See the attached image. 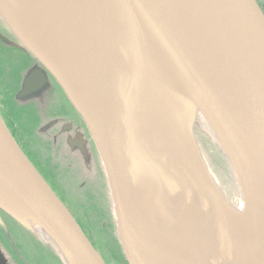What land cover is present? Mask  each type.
Masks as SVG:
<instances>
[{
  "label": "water",
  "instance_id": "95a60500",
  "mask_svg": "<svg viewBox=\"0 0 264 264\" xmlns=\"http://www.w3.org/2000/svg\"><path fill=\"white\" fill-rule=\"evenodd\" d=\"M29 1L0 0V22L16 43L2 34L0 41L36 60L85 123L126 263L218 264L197 241L193 224L211 229L244 264H264V15L256 1L70 0L64 35L62 7L39 0L42 29L60 38V49L53 39V46L40 39ZM160 72L178 86L182 101L170 99L173 90L163 86ZM45 84L42 72L32 70L17 98L31 97ZM197 115L235 178L240 212L205 169ZM257 194L263 227L248 252L229 224L254 221ZM144 200L153 211H171L175 223L154 218ZM4 203L23 220L30 216L73 264H105L0 117V211L45 241ZM203 214L206 226L197 221Z\"/></svg>",
  "mask_w": 264,
  "mask_h": 264
},
{
  "label": "flooded vegetation",
  "instance_id": "af4514ba",
  "mask_svg": "<svg viewBox=\"0 0 264 264\" xmlns=\"http://www.w3.org/2000/svg\"><path fill=\"white\" fill-rule=\"evenodd\" d=\"M255 1L264 15V0ZM0 34L16 43L1 22ZM0 49L12 50V56L9 59L6 58L10 70L17 69V73L19 70L23 71L19 76L15 74V80L11 78L16 83L13 90L16 86H20L22 76H27L32 70H40L46 78L44 87L31 97L20 101H16L14 96L11 98L10 103L18 107V112L12 113L14 120L11 121L12 116L9 113L8 116L6 115L8 121L1 113L0 116L24 154L66 206L64 196L68 192L66 189L68 182L62 171L73 167L72 159L87 168L94 164L101 166L94 142L85 123L61 88L36 60L28 53L1 41ZM3 69L6 71L5 68ZM25 70L27 72L23 75ZM61 156L63 158L59 159ZM83 231L86 233L85 229ZM93 244L100 252V248L94 242ZM100 255L105 260V256L102 253ZM0 264H6V262L0 261Z\"/></svg>",
  "mask_w": 264,
  "mask_h": 264
},
{
  "label": "rangeland",
  "instance_id": "374dc122",
  "mask_svg": "<svg viewBox=\"0 0 264 264\" xmlns=\"http://www.w3.org/2000/svg\"><path fill=\"white\" fill-rule=\"evenodd\" d=\"M11 51L12 50L10 49H0V69L5 68L7 73V76L5 75L7 77L6 82H8L10 88L13 89L15 83V74L19 76V74H22L23 71L21 72V70H19L17 73V69H9L10 65L8 64V61L6 62V58L9 59L12 56ZM11 78H13L14 80ZM1 89L2 87H0V91ZM15 89H17V86L15 87ZM5 98L7 97L3 98L0 93V99L2 100ZM11 105L12 104L9 101H0V113L4 116V118H6V121H8L6 116L7 112L11 116L13 111L15 113L16 111L18 112V110L13 107V105L11 108ZM8 107H10V112ZM195 126L198 128V130L196 129V137L198 145L200 147L202 160L204 161L205 169L208 171L216 188L228 201L230 206L233 207L237 212H240L242 209V197L230 168L225 165H217L216 159H213L207 146L205 147L201 143V137L204 136L201 131L207 135H210V133L204 126L203 121L201 120L199 115L196 116ZM62 158L63 156H61V158L59 159ZM72 160L73 162L71 161V163H73V167L70 169H66L67 171H62L68 182L66 188L68 192L67 195L64 196V202L67 208L71 210V213L77 219L79 224L82 225V227H84L85 229H87L84 222L86 215L83 214V211H85L86 208L87 210H89L87 212V218L91 219L94 225L95 222H98L99 219H101V221L98 223L99 225H95L94 230L91 227L88 228V230H90L88 236H90L91 240L96 244V246H98V248H100V252H98L102 253L105 256L106 264H115L108 257L109 254L106 250H104L105 248H102V246L105 247L107 245L106 249L115 254L116 251L115 249H113L114 246L111 245V239H115L118 244L112 204L103 169L101 168L100 164V167L94 164L93 166L90 165L87 168L84 167V165H81L79 162L76 163L74 159ZM103 201L106 203H104ZM94 202H96V205H99L96 206L97 210L95 209ZM105 206L108 207V210H105ZM4 207H6V210L9 213L15 215L14 208H11L6 203H4ZM0 216L5 226H7V228L9 229L10 235L7 237V239L9 240V245L14 249H6V246L8 244L5 246L3 245L4 241H0V250L2 255H4V259L7 264H18L15 261L16 259H13L12 257L21 259L23 261V264H60V261L56 258L53 251H51V248L43 239L21 227L15 220L8 217L2 211H0ZM15 216H18L20 220L28 224V222L23 220L22 216ZM15 251L17 256L14 253Z\"/></svg>",
  "mask_w": 264,
  "mask_h": 264
},
{
  "label": "bare ground",
  "instance_id": "6f19581e",
  "mask_svg": "<svg viewBox=\"0 0 264 264\" xmlns=\"http://www.w3.org/2000/svg\"><path fill=\"white\" fill-rule=\"evenodd\" d=\"M48 1H49V3L52 4V7H62L61 23L64 22V24H65V26H62L60 28L61 29V33H62L65 30L66 27L68 29V24L66 26L65 22L67 20V23H68V19H69V7H70L69 3H70V0H48ZM28 3L33 5V7H32L33 13H30L31 19H32L31 21L34 23L35 28L40 30L41 33L36 29V31L39 32V34H40V39L42 41L46 42V44L49 45V46H53V44H51V42H52L51 39H53L55 41L56 45H58L59 49L62 48L61 42H60L61 41L60 38H58V39L52 38L53 36L51 37V35H49V33H47V31H44L42 29L43 25L40 22V21H42L41 20L42 12L40 10H42V9H41V7H39L37 5V4L40 3L39 0H32V1H29ZM45 21H46V19H45ZM48 25H50L49 22H48ZM66 30L64 32V35L66 34ZM57 31H59L58 27H57ZM153 58L155 60L156 57H154V55H152V59ZM26 72H27V70L24 71L23 75H25ZM30 72H28V75L30 74ZM28 75L27 76H22V80H21L20 86L19 85L17 86L18 89L11 90L10 95L7 98L2 99V100L6 101V102H8V101L11 102V98L14 96L13 98L16 101H20L21 99L17 98V94L22 89L23 82L28 77ZM159 76L161 77L163 86H165L167 88H171L173 90V95L169 96L170 99L171 100L175 99L176 101L177 100L178 101H182V97H181L179 91L176 88L178 86H176L175 89H174V86H173L174 84L172 85L170 79L167 76H165L162 72H160ZM4 85L9 87L8 83H4ZM3 98H4V96H3ZM15 108L18 110L17 106ZM1 119H2V117H1ZM2 121L4 122L3 119H2ZM4 124H5V122H4ZM5 126H6V124H5ZM6 128H7V126H6ZM7 130H8V128H7ZM9 133H10V131H9ZM203 134H205V133L203 132ZM10 135L12 136L11 133H10ZM12 138L14 139L13 136H12ZM14 141L16 142L15 139H14ZM16 144L18 145L17 142H16ZM18 147L20 148L19 145H18ZM20 150L22 151L21 148H20ZM23 154H24V152H23ZM26 158H27V156H26ZM29 162H30V160H29ZM142 192H143V190L142 191L138 190V195L140 197L143 196ZM142 199L146 200L145 195L142 197ZM145 200H144V202L146 203L147 201H145ZM255 201H256V218L254 219V221L252 220L250 223L246 221V222L242 223L241 225L236 224V222H235V224H232V223L229 224V228L231 229V233L236 237V239L242 245V247L245 248V251L247 250L248 252H253V250L255 249V246L257 245V243L259 241V238H260V235H261V232H262V227H263V211H262V206H261V198H260L259 194H257V196L255 198ZM142 202H143V200H142ZM145 203H144V208L146 209V211L150 212V214H152L154 218H156L159 221L161 220V221H163L164 223H166L168 225L175 223V220L172 217L171 211H168L167 213L166 212L163 213L159 209H155L153 211V208L151 207L150 203L149 202L146 203V204ZM187 208L188 207H185L184 211L182 213L187 212ZM192 213H195V212H190V214H192ZM165 214L169 215L170 217H167ZM192 215H194V214H192ZM192 215H189V216L190 217H194ZM25 217H26L25 220L27 222H29L34 229L37 228V231L40 230L42 234L44 233V232H42L43 230H41L42 228L41 227L39 228L37 223L30 216H28L26 213H25ZM72 217L74 218L75 222L77 224H79V222L73 216V214H72ZM205 217H206V215L203 214L201 216H198L199 220H197L200 223L204 224V226H206V224L208 223V220L205 219ZM226 221H228V220H226ZM191 224H192V221H191ZM78 226L80 227V229L82 230L84 235L87 237V239L90 242V244L92 245V247L96 250L91 238H88V236L83 231V229H82V227L80 225H78ZM207 226L210 227L211 225H207ZM191 227H192V230L194 231L193 234L196 237L197 241L200 243L201 246H204V248H206V250L212 255V257L218 262V264H244L243 260H241L240 257H238V255L234 252L233 249L226 248L224 245H221L224 242L218 243L219 241H217V238L215 237V235H213V231L211 229H208L207 231H202V230L198 229L199 228L198 226H195L193 224L191 225ZM43 235L45 236L46 243L51 247V249L54 251V253L58 256L57 257L55 255L58 260L60 259L63 264H73L71 259L68 258V256L64 253V251L52 240V238L50 236H48L46 233H44ZM222 238L226 239L223 235H222ZM242 257L245 258V255H243ZM104 262L106 264L105 260H104Z\"/></svg>",
  "mask_w": 264,
  "mask_h": 264
},
{
  "label": "trees",
  "instance_id": "16d2710c",
  "mask_svg": "<svg viewBox=\"0 0 264 264\" xmlns=\"http://www.w3.org/2000/svg\"><path fill=\"white\" fill-rule=\"evenodd\" d=\"M7 73H6V71H4L3 69H0V87H2V89H1V91H0V93H1V95L2 96H6V97H8L9 95H10V92H11V90H13V89H11L10 88V86L9 87H7L6 85H4V83H8V82H6V80H7ZM3 80V81H2ZM2 85V86H1ZM9 108V112H10V107H8ZM11 108H12V105H11ZM13 111V110H12ZM6 114H8V112L6 113ZM8 116V115H7ZM14 116H12V119H11V121L12 120H14V118H13ZM10 121V122H11ZM18 121H19V119H18ZM12 123V122H11ZM17 123V122H16ZM200 136H202V135H200ZM204 137V138H203ZM203 137H201L202 139H201V143L206 147L207 146V148L209 149V152H210V154L212 155V157H213V159H216V163H217V165H220V166H227V167H229V165H228V163H227V161H226V159L224 158V156L221 154V152L216 148V146L210 141V140H208V138H206L205 136H203ZM104 202V201H103ZM95 204V209H96V206H99L98 204L96 205V202H94ZM104 203H106V202H104ZM106 205V204H105ZM107 206H108V204H107ZM107 206H105V210H108V207ZM83 209V208H82ZM99 209V208H98ZM97 210V209H96ZM89 210H87V208L85 209V211H83V214H85L86 215V218H85V220H84V222H85V224H86V228L87 229H85L84 227H82V225H81V227H82V229H85L86 230V233H87V235L90 233V230H88V228H92L93 230H94V228H95V225L97 226V225H99L98 223L101 221V219H99V221L98 222H95V225H94V223L91 221V219H89V218H87V212H88ZM99 217V216H98ZM10 235V232H9V229L7 228V226H5L4 225V227H0V241L2 242V241H4L3 242V245H7L6 246V249H8V248H10V249H12V250H14L13 248H12V246H10L9 245V240L7 239V237ZM89 238H91L90 236H89ZM110 245V244H109ZM111 245H113L114 246V248L113 249H115V251H116V253L114 254V253H111L108 249H106L107 248V245L104 247V246H102V248H105L104 250H106L107 251V253L109 254V258L115 263V264H127L126 263V261H125V259H124V257H123V254H122V251H121V248H120V246H119V244H117V242H116V240L115 239H111ZM1 251V250H0ZM15 254H16V251L14 252ZM1 254V253H0ZM107 254V255H108ZM2 256V255H1ZM16 256H17V254H16ZM13 259H16L15 261L18 263V264H23V261L21 260V259H19V258H14V257H12ZM7 264V263H6Z\"/></svg>",
  "mask_w": 264,
  "mask_h": 264
}]
</instances>
